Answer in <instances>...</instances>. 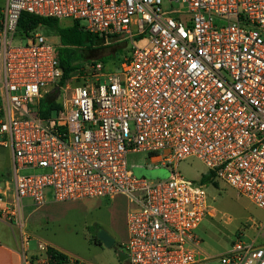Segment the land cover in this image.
<instances>
[{"label": "built area", "instance_id": "1", "mask_svg": "<svg viewBox=\"0 0 264 264\" xmlns=\"http://www.w3.org/2000/svg\"><path fill=\"white\" fill-rule=\"evenodd\" d=\"M23 13L79 21L131 51L61 84L58 47L42 29L20 35ZM0 65V146L12 156L0 223L24 237L27 207L125 197L128 264H264L254 241L210 254L197 235L207 184L264 210V0H0ZM141 152L170 177L135 176L127 155ZM193 158L206 183L181 174ZM24 264L87 263L39 242Z\"/></svg>", "mask_w": 264, "mask_h": 264}, {"label": "rangeland", "instance_id": "2", "mask_svg": "<svg viewBox=\"0 0 264 264\" xmlns=\"http://www.w3.org/2000/svg\"><path fill=\"white\" fill-rule=\"evenodd\" d=\"M69 25V21L62 22ZM42 32L57 47L60 46L58 34L50 29L42 28ZM128 42V41H127ZM114 50L116 55L113 54ZM131 51V45L123 41L120 44L112 43L105 47L101 43L96 44L90 51V61H99L103 57H108L107 64L109 70H113L119 61ZM87 62V63H89ZM86 63V64H87ZM1 75V65H0ZM72 86H75L72 83ZM55 117L56 112L51 113ZM127 164L130 171L138 177H145L150 180H166L170 177V169H164L159 165V169L152 167V160L145 152L130 153L127 155ZM153 168V169H152ZM181 174L191 182H200L209 170L196 158L182 162L179 166ZM10 178L12 176V156L8 148L0 146V177ZM207 191L210 197V210L202 225L197 230L202 247L210 254H222L232 248V245L239 238L246 241H254L257 245L264 246V210L258 208L251 200L240 195L236 190L227 185L220 184L219 187L207 184ZM101 207L83 210H69L68 220L50 224L49 236L66 254L77 256L92 264H127L122 262L116 252V247L105 248L97 246L90 240V236L83 231L85 222H90L96 218L111 236L117 239V245L123 242L127 245L128 236L124 230V218L128 215L129 201L125 197L114 199H101ZM79 201L77 203H81ZM82 204V203H81ZM57 206V205H54ZM61 206V205H59ZM76 206V205H74ZM77 208V207H76ZM80 210V211H79ZM110 224L116 228L115 234L109 229ZM91 229V228H90ZM27 230V227L26 229ZM91 233L97 235L96 228L91 229ZM127 237V240H126ZM37 243L31 242V250H36Z\"/></svg>", "mask_w": 264, "mask_h": 264}, {"label": "crops", "instance_id": "3", "mask_svg": "<svg viewBox=\"0 0 264 264\" xmlns=\"http://www.w3.org/2000/svg\"><path fill=\"white\" fill-rule=\"evenodd\" d=\"M81 203L65 202V203L56 204V203L50 202L44 208H41V209H34L32 207H27L24 212L25 229L27 227V230H25V233L27 235H25L24 237L21 235V232L17 226L15 225L13 226L5 220L1 221L0 223V264H24V250L29 249L30 252L36 251V250H33V251L31 250L32 241H35L37 244L39 242H43L47 244L49 247H51L52 249H55L62 254L73 256V257H76L86 262L87 264H92L77 256L64 253L58 247L56 242H54L52 236H49L47 234V231H50L49 228H50L51 223L62 222L64 220H68V216L70 214L69 210L73 211V210H78L82 208L80 210H83V213L86 214L88 209L92 208V210H94L96 207H101L103 204V202L100 200H87V201H82ZM54 205H57V206H54ZM129 208H130V204L128 205V209ZM100 222H101L100 219L96 218L90 222H85V224L83 225L82 229L84 233L90 236V240L92 242H94L93 237L95 235L91 233L92 228H96L97 230L101 228L106 229L101 224H99ZM109 229L113 232L112 234H115L114 232H116V228L114 224H110ZM124 230L128 236L127 214H126V217L124 218ZM27 236L30 240L28 245L24 242L25 239H27ZM115 240H116V243L114 247H116V252L119 256V251L124 246L123 245L124 241L120 242L117 245V239L115 238ZM126 240H127V237H126ZM94 244L97 246H103L102 244L99 245L95 242Z\"/></svg>", "mask_w": 264, "mask_h": 264}, {"label": "trees", "instance_id": "4", "mask_svg": "<svg viewBox=\"0 0 264 264\" xmlns=\"http://www.w3.org/2000/svg\"><path fill=\"white\" fill-rule=\"evenodd\" d=\"M42 28L56 32L60 38V46L58 47V50L61 68L63 70L61 84L66 83L78 69L84 68L86 65L95 62H89V58L91 55L90 51H92L93 47L98 44V37L87 31L79 21L73 22L70 25H63L62 22L56 19L40 18L29 13L22 14L18 28L20 35H26L29 32ZM109 59L110 58L108 57H103L99 61L106 64ZM42 108L43 117L48 116L52 109V107L47 108L46 102L43 104ZM207 181V178L202 180L203 183H206ZM93 239L95 243L99 245L101 244L97 235H94ZM60 256L64 257L63 255Z\"/></svg>", "mask_w": 264, "mask_h": 264}, {"label": "water", "instance_id": "5", "mask_svg": "<svg viewBox=\"0 0 264 264\" xmlns=\"http://www.w3.org/2000/svg\"><path fill=\"white\" fill-rule=\"evenodd\" d=\"M97 238L105 248H113L115 246L116 240L111 236L107 231L99 229L97 233ZM119 258L122 262H125L128 259V254L124 249H120Z\"/></svg>", "mask_w": 264, "mask_h": 264}]
</instances>
